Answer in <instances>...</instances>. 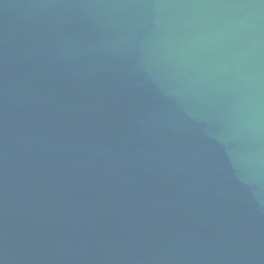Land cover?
<instances>
[{
	"label": "water",
	"instance_id": "95a60500",
	"mask_svg": "<svg viewBox=\"0 0 264 264\" xmlns=\"http://www.w3.org/2000/svg\"><path fill=\"white\" fill-rule=\"evenodd\" d=\"M0 264H264V0H0Z\"/></svg>",
	"mask_w": 264,
	"mask_h": 264
}]
</instances>
